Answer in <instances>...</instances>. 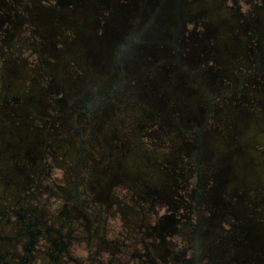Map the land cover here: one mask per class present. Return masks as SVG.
Returning <instances> with one entry per match:
<instances>
[{
  "label": "flooded vegetation",
  "instance_id": "obj_1",
  "mask_svg": "<svg viewBox=\"0 0 264 264\" xmlns=\"http://www.w3.org/2000/svg\"><path fill=\"white\" fill-rule=\"evenodd\" d=\"M263 52L264 0H0V264H264Z\"/></svg>",
  "mask_w": 264,
  "mask_h": 264
},
{
  "label": "rangeland",
  "instance_id": "obj_2",
  "mask_svg": "<svg viewBox=\"0 0 264 264\" xmlns=\"http://www.w3.org/2000/svg\"><path fill=\"white\" fill-rule=\"evenodd\" d=\"M230 59L234 60V57H232ZM258 59L260 61V58H258ZM262 60L264 61V52H263V57H261V61ZM242 64H243V66L241 65L240 67L243 69V71L244 70L252 71L253 69H255V71L258 70L257 67L251 69L250 68L251 63L248 60H243ZM193 68H195V70L201 69V67H199V66H195ZM172 73H174V72H170L169 75H173ZM231 79H232V81H229V83L233 84V87L235 89H238V88L240 89L242 86L240 82H242V79L245 80L244 78H242V79L235 81L233 77ZM260 80H261V82H264V79L263 80L260 79ZM199 81L202 82L203 85H205L206 83H209L211 81H214V84H217V86L223 85L222 87H224V88L226 87L224 85H227V82H224V81L220 80L218 77L211 76L210 74H207V73L204 74V77L201 76L200 79H197L194 82V85L197 86ZM99 83L100 82H98V81H92V83H90L88 85V87H96ZM227 87L229 88L228 85H227ZM260 88H261L262 93H258V92L255 93L257 96V101L254 99L252 100L253 104H254V106H252V107L256 110H259L258 111L259 113H263L264 112V101H263L264 100V92H263L264 89H262V88H264V85L260 84ZM250 93H253V92L249 91L248 94H250ZM144 104L146 105V107H150V105L147 102H145ZM244 104H247V103H244ZM155 111L158 112L159 115L156 114L152 117L147 116L144 120L138 119L139 121H136L134 124H127V126L129 127V129L132 132V136L134 137L135 142L150 141V140L153 141L155 138L157 140L160 137V135L153 128L154 127L159 128L160 126L162 128H165V129L168 128L169 124H166V123H167V121L170 120V115L167 114V111L164 108H160L158 110L155 109ZM263 116H264V114H263ZM253 118H254L253 115L248 117L249 123L247 124L246 129H245L244 133L242 134V137L244 139V143H250L251 142L254 145H257L258 148L263 149V151L257 152L256 148H253L252 147L253 145H252L251 147H249L250 150L245 151L244 154H242V155L236 154L235 156L233 155V157H231V159L237 160V162H238L237 167L241 168V166L245 163L247 156L249 155L250 160L252 162L251 168L252 167L255 168V171H252V170H250L251 168L249 169L247 166V170H245V171H247V176H245V175L243 176V178H244L243 180H245V181H243V183H242V186H244L246 188L247 193H246V196L244 194L241 197L243 198V200H245L246 197H247V199L248 198L250 199V201L252 202V203L250 202L248 205L250 207V209L253 208V203H254V201H256V198L252 194L250 195V197H249V195L247 196V194H249L250 192H252L254 190H263L264 191V120L260 121L259 124H255ZM152 123H155V124H152ZM159 123H162V124H159ZM195 123H196L195 120H193L191 122V124H189L190 126L188 125V128H186V130H190L191 127L195 128ZM172 132L174 133V135L177 138L180 137L179 132L177 130H173ZM229 142L230 141H228V144H229ZM213 149L215 150L216 154L218 155L219 152L216 150L217 148L216 149L213 148ZM162 157H163V155H157L155 167H156L157 172L160 176H164V177L169 176L170 177L169 174H171V172H172L171 168L166 166L165 162H163V163L160 162ZM236 170H238V168L234 169V171H236ZM236 172H239V170ZM250 175L252 176V178ZM238 177H239V180L242 179V175H238ZM254 192H256V191H254ZM258 194H259V196L257 199L259 200V199H261L260 191H258Z\"/></svg>",
  "mask_w": 264,
  "mask_h": 264
}]
</instances>
